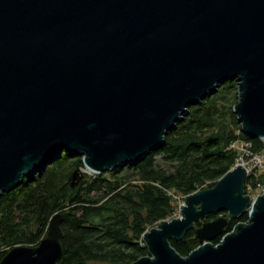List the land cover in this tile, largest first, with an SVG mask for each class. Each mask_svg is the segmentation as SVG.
<instances>
[{"label": "water", "instance_id": "water-1", "mask_svg": "<svg viewBox=\"0 0 264 264\" xmlns=\"http://www.w3.org/2000/svg\"><path fill=\"white\" fill-rule=\"evenodd\" d=\"M234 80L242 132L264 139V0H0V198L64 151L95 174L137 165ZM247 180L235 165L186 196L181 218L144 234L149 256L133 264H264V193L246 194ZM218 213L189 256L172 247ZM62 221L55 214L39 245L0 264H58Z\"/></svg>", "mask_w": 264, "mask_h": 264}, {"label": "trees", "instance_id": "trees-1", "mask_svg": "<svg viewBox=\"0 0 264 264\" xmlns=\"http://www.w3.org/2000/svg\"><path fill=\"white\" fill-rule=\"evenodd\" d=\"M237 103L238 83L228 81L191 107L164 144L137 165L87 175L77 187H72V177L84 168L83 157L62 152L42 173L0 198V262L17 246L39 245L57 213L63 215L64 232L58 264H133L149 256L144 234L173 218L176 197L212 188L235 166L238 154L229 150L232 142L241 137L252 142L254 151L264 149V141L242 132L233 111ZM159 156L170 170L157 165ZM259 183L264 184V172L248 179L246 194ZM247 221L248 215L230 220L225 233ZM201 225L187 231L183 240L170 241L180 255L187 257L200 246L196 229Z\"/></svg>", "mask_w": 264, "mask_h": 264}, {"label": "built area", "instance_id": "built-area-1", "mask_svg": "<svg viewBox=\"0 0 264 264\" xmlns=\"http://www.w3.org/2000/svg\"><path fill=\"white\" fill-rule=\"evenodd\" d=\"M261 140L264 141V139ZM229 150L237 152L238 158L235 165H241L247 170L248 179L252 175L264 172V149L256 152L253 150L252 142L239 137L229 145ZM256 191L259 193L258 195L263 194L264 184H257Z\"/></svg>", "mask_w": 264, "mask_h": 264}, {"label": "rangeland", "instance_id": "rangeland-1", "mask_svg": "<svg viewBox=\"0 0 264 264\" xmlns=\"http://www.w3.org/2000/svg\"><path fill=\"white\" fill-rule=\"evenodd\" d=\"M156 163H157V165L158 166H160L161 168H163V169H168V170H170L171 169V165L169 164V163H166L165 161H163V158L161 157V156H159V157H157L156 158ZM85 169V168H84ZM95 173H93V172H90L88 175L89 176H93ZM258 175H260V174H258ZM249 195H252L253 196V198H255L259 193H257V191L256 190H251V188H249ZM184 199L185 198H182L181 196H179V197H176V211H175V213H174V215H173V218H170V220L169 221H171V220H173V219H175V218H181V214H180V207H181V205L184 203ZM221 216H223V215H219L218 216V218L219 217H221ZM217 218V219H218ZM215 220V219H214ZM205 222V221H204ZM155 228V227H154ZM151 230V229H150Z\"/></svg>", "mask_w": 264, "mask_h": 264}, {"label": "bare ground", "instance_id": "bare-ground-1", "mask_svg": "<svg viewBox=\"0 0 264 264\" xmlns=\"http://www.w3.org/2000/svg\"><path fill=\"white\" fill-rule=\"evenodd\" d=\"M84 171L86 172V173H90V171L88 170V169H84ZM207 188H203V189H200V190H206Z\"/></svg>", "mask_w": 264, "mask_h": 264}, {"label": "flooded vegetation", "instance_id": "flooded-vegetation-1", "mask_svg": "<svg viewBox=\"0 0 264 264\" xmlns=\"http://www.w3.org/2000/svg\"><path fill=\"white\" fill-rule=\"evenodd\" d=\"M222 215L224 216V215H226V214H223V213H222ZM202 223H204V221H202Z\"/></svg>", "mask_w": 264, "mask_h": 264}]
</instances>
